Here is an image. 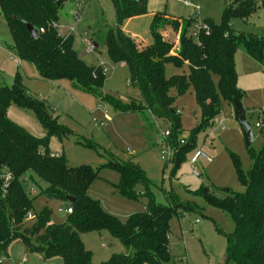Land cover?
I'll list each match as a JSON object with an SVG mask.
<instances>
[{
    "label": "trees",
    "instance_id": "16d2710c",
    "mask_svg": "<svg viewBox=\"0 0 264 264\" xmlns=\"http://www.w3.org/2000/svg\"><path fill=\"white\" fill-rule=\"evenodd\" d=\"M64 1L0 0V14L13 41L9 49L20 62L33 64L42 81L68 80L74 89L109 103L117 113L147 111L156 119L170 122V141L177 151L172 161L175 170L191 143L195 144L196 134L211 127L221 113L222 99L232 106L234 100H242L235 68L237 49L243 46L252 58L264 64V38L236 34L230 26L232 17H246L258 5L264 9V0H236V5L226 4L223 22L220 25L206 23L209 32L202 31L197 38L193 36L195 17L180 23L164 14H156L150 23L147 43L137 42L122 31L129 20L148 15L147 0H111L116 27L107 29L102 43L113 63H125L130 85L139 90L144 104L143 107L136 103L125 105L103 95L107 77L101 69L79 57L73 48V38L64 40L51 27L58 21V11ZM27 24L39 32L38 38L30 36ZM167 24L176 30L181 27L177 54L172 53L173 44L162 34ZM167 65L176 68L187 65L188 73L167 78ZM190 89L194 90L201 117L187 144L180 145L183 131L175 104L177 98ZM13 104L31 110L47 133L46 137L36 138L9 120L8 109ZM261 118L264 122V112ZM68 135L69 131L53 118L45 102L30 96L19 74L12 87L0 86V264L16 239L23 240L27 254L41 255L45 262L60 259L64 264H94L93 254L80 236L103 231L118 240L128 254H114L101 264H175L170 253V222L179 214L180 200L172 195L168 197V206L158 205L151 190L153 184L139 164L132 160H111L105 166L120 175V181L114 185L116 191L127 199L146 196L148 200L144 213L120 220L88 195L92 183L100 179V168L71 167L64 154L53 156L50 138L56 137L63 143ZM248 152L252 168L247 175L235 160L245 193L224 192L220 196L204 186L193 193L232 218L235 230L226 235L227 261L232 264H264V146L259 153L251 147ZM4 173L11 174L5 188ZM40 182L46 184L43 193L50 198L75 199V203L70 204L72 214L65 223H51V211L44 209L30 220L34 221L30 227L25 226L27 215L33 211V201L25 185L39 187ZM139 187L145 189L144 194Z\"/></svg>",
    "mask_w": 264,
    "mask_h": 264
},
{
    "label": "rangeland",
    "instance_id": "374dc122",
    "mask_svg": "<svg viewBox=\"0 0 264 264\" xmlns=\"http://www.w3.org/2000/svg\"><path fill=\"white\" fill-rule=\"evenodd\" d=\"M229 3L237 4L236 0H147V10L148 14L169 15L182 21L195 17L202 25L208 22L220 25L226 4ZM75 14L80 16L79 22L75 20ZM152 19L135 21L124 33L132 36V29H137L141 37L149 41ZM57 23L62 28H76L70 38H73L74 50L84 62L92 66L102 62L110 68L102 92L104 96L125 105L136 103L137 106H144L139 90L130 85L129 70L122 69L121 63H113L102 43L107 29L116 27L111 0H65L59 8ZM230 26L236 34L264 38V9L258 5L246 17L234 16L230 19ZM180 31L181 27L176 30L170 24L162 30L166 41L173 44V54H177L180 48ZM135 40L143 43L142 40ZM94 41L101 46L90 51ZM12 45L9 28L0 14V86L12 87L15 76L19 74L30 96L45 102L53 118L69 131L68 139L63 143L56 137L50 138V150L64 154L71 167L100 168V179L92 183L88 192L91 198L122 221L134 214L144 213L147 210V197L131 200L121 196L114 187L120 181L119 173L105 166L111 160H132L141 166L153 184L151 190L158 205L168 206V197L172 195L180 200L182 207L179 214L174 215L170 222L169 242L173 262L232 264L228 263L226 254V235L235 230L232 218L207 199L193 194L202 186L220 196L226 191L236 194L246 191L239 180L235 160L239 161L246 175L252 168V161L231 103L222 99L221 113L211 127L196 134L195 144L191 143L175 170L173 158L168 160L163 157L157 145L160 133L172 129L170 122L156 119L147 111L117 113L109 103L74 89L68 80L42 81L33 64L17 60L15 52L9 49ZM235 68L237 84L243 92L241 103L254 135L251 149L259 153L264 146L263 129L256 126L264 112V64L252 58L240 46L235 53ZM188 69L187 65L182 68L167 65L165 75L169 78L187 74ZM214 78L218 86L217 77ZM175 106L180 114L183 136L189 140L201 117L194 90L190 89L187 94L178 97ZM8 119L36 138L47 135L31 110L13 104L8 109ZM93 119L99 124L104 123L105 127H97ZM196 151L202 152L211 161L200 158L192 162ZM25 188L33 201L32 214L40 215L44 209H48L52 223L62 224L68 220L69 215L65 211L71 207L70 203L48 197L43 193L46 184L40 182L39 187L25 185ZM138 189L144 194L143 187ZM33 222L27 219L25 226L30 227ZM80 238L86 249L92 252L94 264H101L114 254L128 251L105 231L84 233ZM24 257H27L25 264H63L61 261L45 262L37 254L27 255L22 239H16L9 245L3 264H24Z\"/></svg>",
    "mask_w": 264,
    "mask_h": 264
},
{
    "label": "built area",
    "instance_id": "2783aa9c",
    "mask_svg": "<svg viewBox=\"0 0 264 264\" xmlns=\"http://www.w3.org/2000/svg\"><path fill=\"white\" fill-rule=\"evenodd\" d=\"M79 9H81V5L78 6ZM75 20L77 22L80 21V16L79 14H75ZM51 27L57 31V33L59 34V36L61 38H63L64 40H67L68 38L72 37L73 36V33H75L76 31V28L75 27H70V28H62L57 22H54L51 24ZM206 32L208 33L209 32V27L207 25H202L200 23H196L193 27V36L195 38H197L198 34L200 32ZM95 45L94 44H91L90 46V51L92 50H95ZM125 63H121V65H123ZM98 67L101 69V72L104 76H108L109 75V72H110V68L107 66V64L105 63H102L100 62ZM95 76V75H94ZM93 123L97 126V127H105V124L104 123H98V121L96 119H93ZM223 124V123H222ZM258 128H261V129H264V122L260 119V122L256 125ZM170 138H171V131L170 130H167V131H164V132H161L160 133V136H159V142H158V146H159V149L161 150V155L163 157H166L168 160L169 159H172L175 157L176 155V148L172 145L171 141H170ZM180 145H186L187 142H188V138L182 136L181 139H180ZM53 156H57L56 154H54ZM200 158H205L207 159L209 162L211 161V159L209 157H207L205 154H203L202 152L200 151H196L195 152V155H194V158L192 159V162H196L198 159ZM3 180H4V188L5 186L8 185L9 181L11 180V174L10 173H4V175L2 176ZM60 212H62V210H60ZM68 215L72 214V208L69 207L66 211H65ZM27 219L28 220H34L35 219V215L32 214V213H29L27 215ZM198 222V221H197ZM4 257L1 259V263L3 264L4 263ZM25 261V260H24ZM23 261V262H24Z\"/></svg>",
    "mask_w": 264,
    "mask_h": 264
},
{
    "label": "water",
    "instance_id": "95a60500",
    "mask_svg": "<svg viewBox=\"0 0 264 264\" xmlns=\"http://www.w3.org/2000/svg\"><path fill=\"white\" fill-rule=\"evenodd\" d=\"M137 1H141V0H137ZM57 4H59V1L57 2ZM26 26H27V30H28L30 36L33 39L38 38L39 32L32 25L27 24ZM233 109H234V118L238 122V124L242 130L245 145L247 148H250L254 144V135H253L252 127L249 125V123L246 119V111H245L241 101L234 100L233 101ZM226 192L228 193L229 191H226ZM67 201L70 204L75 203V199L72 197H67Z\"/></svg>",
    "mask_w": 264,
    "mask_h": 264
},
{
    "label": "crops",
    "instance_id": "0c3cea01",
    "mask_svg": "<svg viewBox=\"0 0 264 264\" xmlns=\"http://www.w3.org/2000/svg\"><path fill=\"white\" fill-rule=\"evenodd\" d=\"M186 4H189V2H186ZM154 15L153 14H148V15H145V16H141V17H136V18H133V19H131V20H129L128 22H126V24L122 27V31L123 32H126V30H127V28H130L131 27V25L135 22V21H138V20H140V19H142V20H145V19H148V18H150V17H153ZM167 16V18H169V19H173V20H178L180 23H182V20L180 19V18H175V17H171V16H169V15H166ZM198 23V22H197ZM129 31H131V30H129ZM130 33H132V38H135V39H139V40H142V42L143 43H147L148 41L147 40H145V39H143V37H141V35H140V33H138L137 32V29H135V31L132 29V31L130 32ZM94 45H95V48L96 49H99V47L101 46L100 44H99V42H96V41H94ZM105 49V48H104ZM106 51V50H105ZM18 60V59H17ZM21 63V62H20ZM120 67H122V69H127V67H126V65L125 64H123V65H120ZM31 95V94H30ZM53 154H56L57 156H59V154L57 153V152H54V151H51ZM89 194V193H88ZM52 223V222H51ZM86 247V246H85ZM126 251V250H125ZM27 254V253H26ZM123 254H128V251H126L125 253H123ZM28 255V254H27ZM23 260H25L24 261V264L25 263H27V257L25 258L24 257V259ZM53 261H56V263H58V262H63L62 260H60V259H54V260H52V261H49V262H53ZM64 264V263H63Z\"/></svg>",
    "mask_w": 264,
    "mask_h": 264
}]
</instances>
